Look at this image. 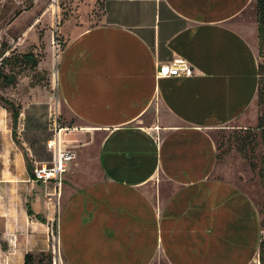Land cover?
<instances>
[{"label": "crops", "instance_id": "crops-1", "mask_svg": "<svg viewBox=\"0 0 264 264\" xmlns=\"http://www.w3.org/2000/svg\"><path fill=\"white\" fill-rule=\"evenodd\" d=\"M252 2L102 0L92 27L73 24L48 109L49 121L72 123L62 138L74 159L59 189L32 180L34 164L52 154L46 143L36 153L15 144L0 105L5 264L54 250L64 264L255 261L257 211L217 177L213 137L257 89L253 47L235 26ZM177 59L191 76L155 77L158 64Z\"/></svg>", "mask_w": 264, "mask_h": 264}, {"label": "rangeland", "instance_id": "rangeland-1", "mask_svg": "<svg viewBox=\"0 0 264 264\" xmlns=\"http://www.w3.org/2000/svg\"><path fill=\"white\" fill-rule=\"evenodd\" d=\"M101 10L102 0H0V67L2 74L10 78L9 82L0 79V96L19 112L16 130L19 145L23 143L35 153L44 148L52 131L48 109L55 104L57 54L65 46L66 34L79 27L73 24L88 19L92 27ZM235 26L253 47L257 62L264 64L258 52L255 0ZM58 123L61 127L72 125ZM213 137L217 177L232 182L247 194L264 234V102L259 101L257 89L244 115L216 130ZM1 231L0 220V234ZM46 253L51 254L54 262L57 250ZM34 256L37 260L39 253ZM5 258L0 250V264H5ZM55 264L64 263L56 260ZM153 264L165 263L157 259ZM252 264H259L258 254Z\"/></svg>", "mask_w": 264, "mask_h": 264}, {"label": "built area", "instance_id": "built-area-1", "mask_svg": "<svg viewBox=\"0 0 264 264\" xmlns=\"http://www.w3.org/2000/svg\"><path fill=\"white\" fill-rule=\"evenodd\" d=\"M191 74L192 68L182 59L174 60L169 64H158L155 69L156 78L188 77ZM50 128L52 129L51 136L46 141L45 147L52 154V161L50 164H34L32 180L53 183L59 189L74 155L63 147L62 132L66 129L60 126L55 115L50 118ZM55 262L54 260V264Z\"/></svg>", "mask_w": 264, "mask_h": 264}, {"label": "trees", "instance_id": "trees-1", "mask_svg": "<svg viewBox=\"0 0 264 264\" xmlns=\"http://www.w3.org/2000/svg\"><path fill=\"white\" fill-rule=\"evenodd\" d=\"M255 13H256V22H257V40H258V49L259 56L264 58V0H255ZM261 76V77H260ZM5 80L6 82L10 81L8 76H4L0 67V79ZM257 95L259 101L264 102V64H259L257 62ZM0 105H2L5 109L9 110L11 115V132L12 139L15 144L18 145V141L16 140V129H17V121L19 117V112L15 108V106L4 97L0 96ZM263 126V125H262ZM30 163L27 159V168L30 171ZM27 214L31 215V211L28 209ZM260 224V235L257 245V254L259 258V264H264V234L261 231V223ZM43 258L46 260V264H52L53 259L50 253H39V258L36 260L34 254L26 253L23 258V264H43ZM54 263V262H53Z\"/></svg>", "mask_w": 264, "mask_h": 264}]
</instances>
